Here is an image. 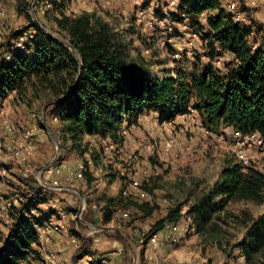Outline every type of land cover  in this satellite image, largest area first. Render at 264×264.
Instances as JSON below:
<instances>
[{
  "label": "trees",
  "instance_id": "1",
  "mask_svg": "<svg viewBox=\"0 0 264 264\" xmlns=\"http://www.w3.org/2000/svg\"><path fill=\"white\" fill-rule=\"evenodd\" d=\"M66 1L49 0L60 14L54 18L58 31L64 34L60 39L73 47L81 64L68 48L29 18L33 35L24 44V51L9 42L28 31L0 44V107L11 94L18 103H26L27 99L60 100L46 108V122L57 123L53 131L61 149L69 144L81 157L89 153L91 164L84 160L82 172L87 185L94 181L89 165L99 168L102 162L103 142L108 140L119 150L123 144L121 128L134 125L145 112L157 114L160 122H173L177 116L195 111L201 126L216 136L221 129L230 128L241 135L257 134L264 138V50L251 48L247 28L234 22L222 0H178L176 13L169 14L168 20L171 24L200 25L207 57L229 54L232 60L223 71L195 62L187 70H175L174 77L165 76V71L162 78L152 75L145 61L129 60L119 36L102 19L87 12L66 16ZM201 15H205V25L199 20ZM5 53H10L9 60L4 58ZM38 127L42 130L40 123ZM86 137H93L100 151L89 150ZM39 188L20 198L19 208L11 212L12 224L0 247V264L42 261L36 251L39 244L34 227L47 221L48 215L39 210L46 202L42 192L45 189ZM233 203L264 206V174L252 166L243 167L235 159L225 162L218 181L188 206L185 215L195 234L212 235L220 230L214 217ZM86 204L89 215L92 203L86 199ZM128 205L146 218L156 210L148 202L130 201ZM114 206L113 199L102 206L101 225L111 223ZM183 207L179 203L168 208L166 215L143 236L142 245H148L149 239L167 225L178 223ZM32 210L36 215L31 214ZM233 217L245 226L243 238L234 246L244 257V264H264V211L253 219L248 214ZM84 221L95 224L91 216ZM81 240L83 244H78L75 257L92 256L91 237ZM89 264L100 261L92 260Z\"/></svg>",
  "mask_w": 264,
  "mask_h": 264
},
{
  "label": "rangeland",
  "instance_id": "2",
  "mask_svg": "<svg viewBox=\"0 0 264 264\" xmlns=\"http://www.w3.org/2000/svg\"><path fill=\"white\" fill-rule=\"evenodd\" d=\"M107 1L109 4H107ZM134 1L69 0L63 8V12L67 16H78L83 12H87L108 23L124 45L127 58L129 60L139 59L145 61L154 76L162 77V74L167 70L170 72L187 70L195 62L213 66V60L216 58L207 57L209 53L203 47L202 37H204V33H202L200 25L193 24L187 26L186 29L184 28V30L181 29L183 24L153 25L152 29L147 27V23L153 18L164 19L167 15L176 13L178 3L171 5L172 0H139L140 5L138 7ZM30 3L36 19L44 30L56 38L64 36L63 33L58 31L54 23V18H59L60 14L53 9L49 0H0V10L4 13L3 17L0 18V44H6L13 39L15 34H19L21 31H28L24 34L33 32L29 28V18L32 20L29 11ZM222 4L230 10L232 5L235 6L236 10L245 18L246 24L243 26L249 32L248 44L252 49L260 48L264 50V0H222ZM140 11L145 14L143 19L138 17ZM143 28L145 29L144 32ZM185 33L187 35L195 33L196 38L193 40L189 36L188 39H185L186 37L183 36ZM24 42L26 44L28 41L26 42L24 38ZM190 43H193L191 47L189 46ZM191 53L198 55V59L195 60ZM219 58L221 59L220 71H223L224 66L229 61L225 56ZM214 69H217V67ZM27 100L26 103L14 101V103H17L15 105L9 103L10 111L7 116L5 113L8 111L7 102H2L0 107V128L4 119H10L12 132L7 134H10L9 136H12L15 140L21 138L27 130L36 129L27 145L31 151L33 150V158L17 166L16 160L11 157L12 160H7L8 168L0 165L5 168V181H7L3 186H0L1 201L9 199L13 201L14 195L25 198L30 196L32 191L40 189L38 184H34L33 175L28 178L23 176L24 170L27 169L32 172L35 170L34 168H40L55 156L54 138H50L45 131L40 130L38 127L41 111L47 99ZM150 116L151 118L145 124L136 125L135 123V127H138L136 131L138 137L135 138L136 148L126 142L113 158L100 152L102 162H100L98 169L101 172L97 171L92 187H86L85 182H81L80 178L75 176L74 173L76 166L82 162L83 157L73 152L69 144L60 150L57 160L51 167L67 166L73 174L66 182L63 180L65 175L62 172L56 175L55 179H52L53 175L51 174L46 175L44 180L48 183L57 181L60 185L73 187L80 191L83 196L81 201L79 196L72 191H48L50 192L49 197H52L56 203L54 208L61 209V212L67 217L65 224L63 223V237L70 238L72 236L75 239L79 237L78 244L80 245L83 244L82 238L91 237V251H94L96 256L115 252L113 246L119 244L121 251L119 264H133L132 247L137 253L136 264H152V262H147L145 259L144 252L146 249L158 257V264H242L239 260V251L234 246L243 238L245 226L235 221L233 216L241 217L243 214H248L253 219L264 211V206L244 203L229 204L223 213L214 217L213 222L220 230L212 233V235L194 233L191 235L186 234L182 238L174 235L175 243H172L171 238L173 235L166 238V235H163L165 232H163L158 235V244L154 246L142 245L143 236L156 221L166 215L168 208L179 203L185 207L194 204L218 181L219 173L225 162L235 159L231 148L209 137L202 135L203 139L200 136L195 137L193 133L185 131L181 124L163 129L153 119V116ZM45 124L55 136L53 130L57 128V123L50 122L48 124L46 122ZM196 126L193 125L194 130ZM3 132H0L2 142ZM38 134L42 136V142L40 143H36ZM220 134L226 138L221 130L218 135ZM169 138L174 139V144L168 151H165V144ZM89 140L87 137L85 138L88 149L100 151L96 140ZM146 143L154 146V155L146 153L144 149ZM251 156L250 161L253 166H264V159L259 157L258 154L253 152ZM90 166L92 167L91 170H94V167ZM135 173L136 175H134ZM132 180H139L141 185L139 190L147 193L148 203L156 207V210L148 218L128 205L130 200L128 201L121 196V191L127 188ZM86 199L88 201L90 199V202L95 204L99 202L101 205H99V211L97 208L93 209L88 215L86 211L88 209H85L87 207ZM112 199L115 203L113 220L104 227L115 228L119 233L93 232L87 226L75 220L82 202L84 209L80 219L84 221L85 217L89 218L91 216L95 221V224L92 225L103 226L98 214L104 211L101 210L102 206L104 207ZM14 204L8 219L0 214V247L3 245L4 237L12 224L11 212H14V208H19L20 201ZM41 208L46 210L48 206H42ZM130 209L131 214L128 217H123L124 211ZM58 229L60 228L58 227ZM69 249L72 251L73 256L71 258L69 256L65 261H58L57 253L49 249L46 251L54 256L53 261L41 259L42 261L37 262V264H77L76 261L83 259L75 257L77 247L74 248L69 244ZM140 252L143 255L140 256ZM75 258L76 260H74ZM82 261L85 262L86 258Z\"/></svg>",
  "mask_w": 264,
  "mask_h": 264
},
{
  "label": "built area",
  "instance_id": "3",
  "mask_svg": "<svg viewBox=\"0 0 264 264\" xmlns=\"http://www.w3.org/2000/svg\"><path fill=\"white\" fill-rule=\"evenodd\" d=\"M69 0L66 1V4L68 3ZM134 3L136 4V6L139 7V0H135ZM107 4H109V2L107 1ZM175 4V0L171 1V5ZM65 8V6H64ZM233 16V20L234 22L240 24V25H245V18L244 16L238 12L235 8L234 5H232L231 10L227 9ZM4 13L3 11L0 10V18L3 17ZM144 15L142 11L138 12V17L140 19L144 18ZM67 16V15H66ZM68 17H75V15L72 16H68ZM169 15H167L164 19H156L153 18L151 19V21H149L147 23V27L149 29H152L153 25H164V24H171L168 20ZM138 18V19H139ZM173 25V24H171ZM145 31V29L143 28V32ZM24 38L26 41L30 40L32 38L31 34H24L23 37L14 40L13 41V47L15 49H19V50H24ZM192 39H195V33H192L191 36ZM191 45V43H190ZM254 49V48H253ZM147 53V52H146ZM191 55L193 56V58L196 57L195 54L191 53ZM220 62L221 59L219 57H216L215 60H213L212 65L214 67L220 68ZM191 116V120L195 123H197V126L199 128V132L202 136L204 137H213L215 139H217L222 145L231 148V151H233L234 154V158L235 161L238 162L239 164H241L243 167H249L252 166L253 168L257 169L258 171H260L261 173L264 174V166H257V165H252V162L250 161L252 156L251 154L253 152H255L256 154H258L261 158L264 159V138L257 135V134H251V135H241L238 132H232L231 133V137H229V139L224 138V136L219 135L216 136L214 134H212L210 131H208L206 128L202 127L200 122L198 121V116L197 113L195 111H191L189 113ZM153 116V119H155V121L158 123V125L163 128V129H167L170 126H172V122H160L158 119L157 114L155 113H151V112H145L143 114H141L136 121V125L139 124H145L147 123V121L149 120V118H151V116ZM134 125H127L125 124L121 130H120V135L124 138L125 136H127L128 133V128H134ZM0 132H6V133H11L12 132V126L10 124V121L6 118L3 120L2 126L0 128ZM36 129L35 128H31L29 130H27L22 136L21 138L17 139L15 141V143L13 144H6L4 142H2L0 140V160L1 158H3L6 155H9L11 157H13L17 164H24L25 162L29 161L30 159L33 158L34 153L33 150L31 151L27 145L29 144L30 139L32 138L34 131ZM28 142V143H27ZM27 143V144H26ZM174 144V139L173 138H169L165 144V151H168L172 145ZM234 145V146H233ZM144 149L146 151L147 154L149 155H154V146L152 144L146 143L144 146ZM103 152L105 154L110 155L111 158H113L116 153H118V150L116 148V146L114 144H112L110 141L106 140L104 141V145H103ZM246 152H248L246 154ZM94 170H91V173L93 175V177L96 176L97 171L101 172L100 169L98 168H93ZM84 170L83 167V163H80L76 166L75 168V176H77L78 178H82V172ZM64 173V177L63 180L69 181L70 179V175L73 174V172L67 167V166H60V167H49L44 171H37V169H35L34 171H29V170H24V174L23 176L28 178L30 177V175H33V178L36 182V184L40 185V180H43L44 182H46L44 179H46V175H59L60 173ZM136 175V173L134 174ZM5 177H6V171L5 168L0 166V186H3L5 184ZM47 184H51V185H60L59 183H57V181H53L52 183H48ZM42 187V186H41ZM141 187L139 180H132L129 184L128 187L125 188L124 190L121 191V196L127 200H130L132 202H135L137 204H141L144 202H148V194L145 192H142L141 190H139ZM20 201V198L17 195H14L13 197V201L11 199L9 200H4L1 201L0 200V214L2 217L8 219L9 215H10V211L11 208L13 207V205H15L14 203ZM165 202V201H164ZM16 207V206H15ZM91 210L96 209V204H91ZM85 209H87V207H85ZM99 211V210H98ZM32 215H36V211L32 210L31 211ZM131 214V209L130 210H126L124 211V213L122 214L123 217H128ZM181 214H183L181 212ZM98 218H100V220H102V213L99 212L98 214ZM58 229V226H56L52 220H47L45 221L42 225L35 227V233L37 235L38 238V246L41 249L42 244H45L48 241V235L51 233V231ZM165 230H167V232L170 233L169 236L173 235L171 238L172 243H175V239H174V235L177 233H182L184 235L189 234L194 232V228L192 226L191 220L190 218L185 221V223L183 224H169L167 225L165 228ZM158 234L153 235L148 242V245H156L159 243L158 240ZM41 259H43L44 261H50L52 262L54 259V256L50 253H47V251H43L42 255H41ZM239 259L242 263H244V257L242 255H239ZM37 264V262H34L32 264ZM23 264V263H22ZM100 264H109L107 260L102 259L100 260Z\"/></svg>",
  "mask_w": 264,
  "mask_h": 264
},
{
  "label": "crops",
  "instance_id": "4",
  "mask_svg": "<svg viewBox=\"0 0 264 264\" xmlns=\"http://www.w3.org/2000/svg\"><path fill=\"white\" fill-rule=\"evenodd\" d=\"M175 3H178V0H175ZM224 7V6H223ZM225 8V7H224ZM205 15H201L200 17H199V20H200V22H201V24L202 25H205V23H204V20H205ZM184 22H187V20H185ZM188 25H185V23H183V25L181 26V29H183L184 30V28L186 29V27H187ZM183 34V33H182ZM183 36H185L186 38L185 39H188V37L190 36V38H191V36H192V34H190V35H187L186 33L183 35ZM192 39V38H191ZM194 40V39H193ZM13 41L14 40H12V41H10L9 42V44H11V45H13ZM193 44V43H192ZM191 44V45H192ZM191 45L189 44V46L191 47ZM14 49V48H13ZM147 52V51H146ZM225 56V58L226 59H228V61H231L232 60V56L231 55H229V54H225L224 55ZM10 57H11V55H10V53H5L4 54V58L6 59V60H9L10 59ZM214 68H216V67H214ZM220 69V68H219ZM221 70V69H220ZM224 70V69H223ZM174 71H172V72H168V70L166 71V73L167 74H165V76H167V75H169L170 74V76H172V77H174V73H173ZM163 75V74H162ZM155 77H158V78H162V77H160V76H155ZM14 98H15V96H14V94H11V95H9L3 102H7V109H8V111L7 112H5L6 113V116L8 115L7 113L10 111V104L9 103H11V104H13V105H15V104H17V103H14ZM14 108H15V106H14ZM0 111H1V109H0ZM1 114H2V112H1ZM191 116L192 115H190V114H186V115H182V116H177L174 120H173V122H172V124L173 125H182V127H183V129L185 130V131H189V133H193L194 134V136L196 137V136H200V138L201 139H203V137L201 136V134L199 133V128H198V126H196L197 125V123H195V122H193L192 120H191ZM10 120V119H9ZM198 121H199V119H198ZM200 122V121H199ZM193 125L194 126H196V128H195V130H194V128H193ZM138 128V127H137ZM137 128L136 127H134V128H128L127 130H128V133H127V136H125L124 138H123V144H125L126 142H128V144H130V146H132V147H134V148H136V144H135V138H137L138 136V134H137ZM152 128V127H151ZM152 130H153V128H152ZM221 133H223L224 135H225V137L227 138V139H229V137H231V133H232V130L230 129V128H223V129H221ZM3 134V137H2V140H3V142L4 143H6V144H13V143H15V139L12 137V136H9L10 134H7V133H2ZM220 135H222V134H220ZM9 136V137H8ZM223 136V135H222ZM88 139H90L91 141H92V139H94L93 137H87ZM212 140H215L216 142H219L217 139H215V138H213L212 136L210 137ZM89 140V141H90ZM40 142H42V136L41 135H37V139H36V143H40ZM220 143V142H219ZM123 144H122V146H121V148L123 147ZM234 146V145H233ZM36 147H37V145H36ZM248 152H246V154H247ZM260 157V156H259ZM13 158H11V156H9V155H6V156H4L3 158H1V160H0V165H3V166H5L6 168H8V166H9V164L7 163V160H12ZM87 161L89 164H91L90 163V156L88 155V153H86V154H84V156H83V158H82V162L81 163H83V161ZM8 165V166H7ZM16 165L17 166H19L17 163H16ZM224 166V165H223ZM89 167H90V169L92 168L90 165H89ZM223 168V167H222ZM34 169H36V168H34ZM10 172V171H9ZM56 178V175H53L52 176V179H55ZM50 181V180H49ZM80 181L81 182H85V180H84V178L82 177V178H80ZM33 182H34V184L36 183L35 182V180H34V178H33ZM94 182V181H93ZM93 182L90 184V185H87V183L85 182L84 184L86 185V187H92V184H93ZM36 185V184H35ZM45 189V188H44ZM48 191H52V190H49V189H45V190H43L42 192H43V196L45 197V199H46V202H45V204H42V205H40L39 206V210L40 211H42L44 214H46V215H48V218H47V220H52V222L56 225V226H58L60 229H56V230H53V231H51V233L48 235V241L45 243V244H42V246H41V249L39 248V246H37L36 247V251L39 253V255H40V258H41V255H42V252L43 251H46V250H49V249H52L54 252H56L57 253V260L58 261H61V260H63V261H65L69 256H70V258L73 256V254H72V251L69 249V244L72 246V247H77V244H78V241H77V239H75V238H73L72 236L70 237V238H64L63 237V231H64V224H65V222H66V219H67V217L66 216H64V214L61 212V209H55L54 207H55V201H54V199L52 198V197H49V194H50V192H48ZM53 191H59V190H53ZM90 197V196H89ZM89 201H91L90 199H89ZM93 204H95V203H93ZM100 205V204H99ZM42 206H48V209H46V210H44V209H42L41 207ZM101 206V205H100ZM263 207V206H262ZM187 209H188V207H183L182 208V218L179 220V222H178V224H183V223H185V221H187L189 218H188V216H186L185 214H186V212H187ZM114 210V209H113ZM114 216V215H113ZM112 216V217H113ZM112 220H113V218L111 219V222H112ZM64 223V224H63ZM40 226V225H39ZM35 227H37V226H35ZM35 227H34V229H35ZM8 232V231H7ZM163 232H165V234H163V235H166V238L167 237H169V235H170V233L169 232H167V230H165V229H163L161 232H159L158 233V235L159 234H161V233H163ZM191 234H194V232H192V233H189V235H191ZM157 235V236H158ZM6 236H7V234H6ZM6 236L4 237V240H3V243L5 242V240H6ZM175 236H179V237H184V234H182V233H177V234H175ZM2 247V246H1ZM120 245L119 244H116V245H114L113 246V249H115L116 251L115 252H113V253H108V254H106V255H103V256H96L95 255V253H94V251H92V256H90V257H84L83 259H85L86 258V261L85 262H83L82 260H80V261H76L77 262V264H89L90 262H92V260H102V259H105V260H107L108 261V263L109 264H119V262H120V253H121V251H120ZM104 251H106V250H104ZM145 253V259L147 260V262H152V264H158V257L157 256H155L154 255V253L152 254L151 252H148V250L146 249V251L144 252ZM72 254V255H71ZM239 255V254H238ZM240 260V259H239ZM32 263V262H31ZM239 263H240V261H239ZM242 263V262H241ZM25 264V263H24ZM232 264V263H231ZM243 264V263H242Z\"/></svg>",
  "mask_w": 264,
  "mask_h": 264
},
{
  "label": "water",
  "instance_id": "5",
  "mask_svg": "<svg viewBox=\"0 0 264 264\" xmlns=\"http://www.w3.org/2000/svg\"><path fill=\"white\" fill-rule=\"evenodd\" d=\"M29 11H30V14H31V17H32V20H33V23L38 27L40 28L44 33H46L49 37L53 38L54 40L58 41L59 43H61L62 45H64L66 48H68L71 53L74 55V57L76 58V60L81 64V61H80V58L77 54V52L73 49V47L71 45H69L65 40H62L60 38H56L54 37L51 33L47 32L46 30H44L38 20L36 19L34 13H33V9H32V4L30 3L29 4ZM76 84V83H75ZM74 84V86H75ZM74 86L72 87V89L74 88ZM60 100H49L47 101L43 108H42V111H41V116H40V119H39V123L41 125V128L43 131H45L47 133V135L50 137V138H54V146H55V156L54 158L50 161V162H47L45 165L41 166L40 168H37V171H44L46 170L47 168H49L58 158V155H59V152L61 150V145H60V142L58 141V139L48 130L46 124H45V110L46 108L52 104V103H55V102H59ZM40 185L45 188V189H49V190H67V191H72V192H75L80 200L82 201L83 200V196L81 194L80 191H78L77 189L73 188V187H70V186H63V185H51V184H47L46 182H44L43 180H40ZM83 209H84V206L82 205V202L80 203V206H79V209H78V212H77V215L75 217V220L77 222H80L82 224H84L85 226H87L89 229H91L93 232H97V233H107V232H115V233H119L115 228H112V227H104V226H97V225H92V224H88L86 222H84L83 220L80 219L81 215H82V212H83ZM130 245V244H129ZM132 249V259H133V264H136V258H137V253H136V250L133 249V247L131 248Z\"/></svg>",
  "mask_w": 264,
  "mask_h": 264
}]
</instances>
